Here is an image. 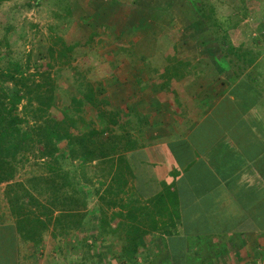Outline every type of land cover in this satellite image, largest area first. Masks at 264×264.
Listing matches in <instances>:
<instances>
[{
	"label": "trees",
	"instance_id": "trees-1",
	"mask_svg": "<svg viewBox=\"0 0 264 264\" xmlns=\"http://www.w3.org/2000/svg\"><path fill=\"white\" fill-rule=\"evenodd\" d=\"M9 1L0 0V5ZM115 2L120 7L116 11L118 14L104 16L106 23H102L103 26L109 25L110 21L114 27L129 18L128 13L133 6L128 5L126 0ZM200 2L192 5L193 13L199 23L206 27L209 34L207 38L211 40L213 47L211 50L216 54L215 62L211 65L219 71L218 74L226 72L225 74L232 76L230 82L236 83L235 91L231 92L234 100L239 99L241 103L252 106L254 101L256 103L259 99H264V49L261 51L256 47L252 49L235 45L231 36L238 32L240 21L234 23L238 16L220 20L208 0ZM5 46L9 48L6 40ZM74 49L75 47L65 46L56 55L50 49V62L43 67L44 71L37 70L31 75L29 67L24 68L20 62L9 60L7 65L0 67V187L4 186L6 206L4 210L0 207V264H42L41 257L47 234L57 243L58 252H62L63 245L65 247L68 241L77 244L75 247L80 256L75 264H108V258L117 264H140L138 260L142 264L151 263V258L140 255V251L148 245L151 246L153 242L145 241V233L132 226L114 228V231L121 229L127 236L124 241H118L121 244L118 256L100 251L109 243L107 238L110 221L107 212L111 207V189L106 180L109 179V162L111 156L120 152L119 148L122 149L123 146L119 136L110 129L117 121L106 122V117L113 115L108 116L99 111L101 106L109 105L107 101L99 99L104 92L102 86L78 84L75 93L70 95L72 111L61 110L58 116L53 114L57 112L56 82L52 77L53 62L58 59L57 62L60 63ZM173 52L176 54L177 50L174 48ZM163 65L167 70L161 77L171 83L178 74L189 79L190 76H185L186 74L199 73L190 64H168L165 61ZM168 74H172L174 78L168 79ZM8 84L14 89L11 95H7L4 89ZM24 102L26 106L20 112L19 107ZM86 107L96 112L100 131L94 130L93 126L87 125L79 116ZM122 116L125 121V114ZM135 117L139 122V116ZM124 121L118 127L122 132L125 131ZM37 123H41L43 127L38 128ZM80 124L84 127L83 130L78 128ZM71 131H80V134L76 137ZM261 148L262 159L256 169L264 182V143ZM34 153H37L38 160L44 162L48 176L30 180L31 188H28L16 180L20 169L28 162V155ZM95 162L103 163L107 167L103 174L104 176L106 173V177L98 181L99 189L96 192L94 188L93 190L86 185L88 182L85 175L88 167ZM101 189L104 190L99 201L107 211L100 209L96 215V219H99L97 230L94 227L87 228L85 221L90 216L87 206L95 193L99 195ZM262 197L264 199V189ZM246 212L255 219L256 227L264 234V200L260 210L246 209ZM174 213L178 215L177 210ZM184 225L181 229L187 234L190 226L185 223ZM162 228L166 233L167 226ZM196 243L185 240L164 241L166 256L161 257L160 264H209V258L200 257L187 250V245L190 249ZM24 247L30 248L32 252L23 255ZM177 249L179 253L176 254ZM62 260L63 264H69L66 256Z\"/></svg>",
	"mask_w": 264,
	"mask_h": 264
},
{
	"label": "crops",
	"instance_id": "crops-1",
	"mask_svg": "<svg viewBox=\"0 0 264 264\" xmlns=\"http://www.w3.org/2000/svg\"><path fill=\"white\" fill-rule=\"evenodd\" d=\"M176 63L196 64L173 60ZM181 75L167 82L157 100L150 88H133V99L140 103L116 108L125 114V121L117 122H125V131L114 133L123 148L111 156L106 179L111 189L110 253L118 256V241L127 237L114 228L132 226L153 242L140 251L151 258L148 264H160L166 256L164 241L174 239L197 242L187 250L209 258V264H261L264 234L246 209L260 210L262 205L264 182L256 165L264 143V99L252 106L234 100L236 83L230 82V74H225L223 84L218 77L198 89L200 81H210L206 74H186L189 79ZM186 83L190 88L185 92ZM102 179L95 178V192ZM103 190L93 198L97 212L107 211L99 201ZM184 223L190 228L187 234L179 230L181 235L176 227ZM221 224L228 225L226 232L213 228Z\"/></svg>",
	"mask_w": 264,
	"mask_h": 264
},
{
	"label": "rangeland",
	"instance_id": "rangeland-1",
	"mask_svg": "<svg viewBox=\"0 0 264 264\" xmlns=\"http://www.w3.org/2000/svg\"><path fill=\"white\" fill-rule=\"evenodd\" d=\"M200 1L205 0H126L128 5L133 6L128 13L129 18L112 27L110 21L109 25L103 26L106 23L103 17L119 11L120 7L116 6L115 0H10L0 5V67L7 65L9 60L20 62L24 68L29 67L31 75L37 70L44 71L43 67L50 62V49L55 51L56 55V52L60 53L65 46L75 47L72 53H67L66 59H61L60 63L57 62L58 59L53 62L52 77L56 82L57 108V112L53 114L58 116L61 110L72 111L70 95L75 93L78 84L89 83L95 87L102 86L104 92L99 99L107 101L109 105L101 106L99 111L108 116L113 115L106 117V122H120L123 114L117 107L124 109L128 104L133 106L136 102L140 103L133 99V88H150L157 100V93L164 92L162 88L168 87V81L161 80V74L167 70L163 65L165 61L168 64H173V60L195 62L193 66L200 73L206 74L210 80H202L200 84L196 82L199 85L197 89L206 83L210 84L213 78L221 77L220 83L225 80L226 72L218 74L219 71L211 65L215 62L216 54L211 50L213 47L211 40L207 38L209 34L206 27L194 17L192 5L200 4ZM208 1L220 20L238 16V20H234V23L240 21L238 32L232 33L231 36L235 45L252 49L256 47L261 51L264 49V0ZM99 22L101 23L98 24ZM5 40L9 48L5 46ZM174 48L177 50L176 54L173 52ZM167 76L168 79L173 78L172 74ZM178 81L177 85L182 83L181 80ZM189 88L190 83H186L182 89L188 91ZM4 89L7 95L14 92L9 84L5 85ZM145 100H149L148 97ZM24 105L26 106L25 102L19 107L20 112ZM79 116L87 125L93 126L94 130H101L96 112L90 107L84 108ZM28 119L30 121V117ZM30 124L33 125V122L30 121ZM118 124L111 125L112 132H117ZM36 126L43 127L41 123ZM78 128L83 130L84 127L80 124ZM71 132L76 137L80 134V131ZM37 158V153L28 155V162L20 169L16 182L31 188L30 180L48 176L44 162ZM105 168L107 167L100 166L99 162L88 167L85 175L89 188L95 187V178L104 177L102 175ZM3 191L4 186L0 187L2 209L6 207ZM93 198L87 206L90 215L85 221L87 228L95 227L94 221L98 215ZM261 199L263 203L262 195ZM183 221L181 219V222ZM235 221L236 219H233V222ZM183 226L185 227L181 224V228ZM181 228L177 226L176 231L183 235L184 233L179 231ZM213 228L226 232L228 225H214ZM46 238L42 264H63L64 256L69 264L78 262L80 255L75 247L77 244L68 241L65 247L63 245L62 252H58L57 243L52 241L49 234ZM177 240L179 239L173 241ZM261 242L260 261L264 264V239ZM109 248V245H106L104 253L111 254ZM30 251L32 252L30 248L22 249L23 255ZM107 261L108 264H117L110 258Z\"/></svg>",
	"mask_w": 264,
	"mask_h": 264
}]
</instances>
